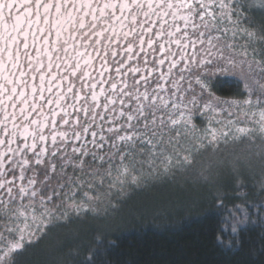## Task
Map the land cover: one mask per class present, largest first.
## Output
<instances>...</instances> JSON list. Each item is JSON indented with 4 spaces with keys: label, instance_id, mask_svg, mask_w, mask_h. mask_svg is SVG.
Here are the masks:
<instances>
[{
    "label": "snow or ice",
    "instance_id": "1",
    "mask_svg": "<svg viewBox=\"0 0 264 264\" xmlns=\"http://www.w3.org/2000/svg\"><path fill=\"white\" fill-rule=\"evenodd\" d=\"M222 146L259 177L264 223V0H0V264L96 211L101 189L174 178ZM229 212L221 245L249 221Z\"/></svg>",
    "mask_w": 264,
    "mask_h": 264
},
{
    "label": "trees",
    "instance_id": "2",
    "mask_svg": "<svg viewBox=\"0 0 264 264\" xmlns=\"http://www.w3.org/2000/svg\"><path fill=\"white\" fill-rule=\"evenodd\" d=\"M240 150L222 146L219 151L201 153L196 166L188 171L129 186L123 196L117 197L115 190L109 196L101 189L99 200L90 206L96 211H82L79 216L70 213L68 223L59 222L46 235L26 244L15 264H79L100 249L111 251V264H264V223L252 208L253 203L260 204L259 177L229 166L233 165V152ZM210 160L208 179L197 180L201 167H207ZM175 196L179 205L172 202ZM218 196L224 207H220ZM162 199L164 208L149 217ZM110 201L117 202L115 209ZM233 205L247 206L250 216L243 231L223 234L225 245L232 239L229 250L218 243L217 235L222 223H231L229 209ZM135 215L131 222L112 223L114 218L118 222L122 216L130 219Z\"/></svg>",
    "mask_w": 264,
    "mask_h": 264
},
{
    "label": "rangeland",
    "instance_id": "3",
    "mask_svg": "<svg viewBox=\"0 0 264 264\" xmlns=\"http://www.w3.org/2000/svg\"><path fill=\"white\" fill-rule=\"evenodd\" d=\"M230 166V168H232V169H234V167H233V165H229ZM176 197V196H175ZM170 199H171V197H170ZM179 198H174V199H172V202H174V204H176V205H179V202L177 201ZM175 201H176V203H175ZM163 199L162 200H160L159 202H158V204H155L154 206H153V208H152V210L150 211V213L148 214V216L149 217H151V216H155V214H157L156 212L157 211H159V210H161V209H163L164 207H163ZM175 205V206H176ZM127 216V215H126ZM126 216H122V218L120 219V220H118V222H117V218H114L113 220H112V223H114V225H116V224H121V223H127V222H131L132 221V219H134V220H136V215H135V217L133 218V216L129 219V218H127ZM129 219V220H128ZM131 220V221H130ZM113 226V225H112ZM114 228V226L113 227H111L110 228V230H112ZM56 245L58 244L57 242L55 243Z\"/></svg>",
    "mask_w": 264,
    "mask_h": 264
}]
</instances>
